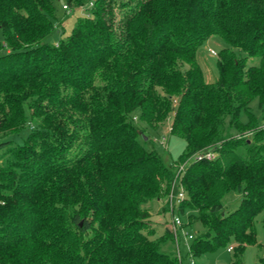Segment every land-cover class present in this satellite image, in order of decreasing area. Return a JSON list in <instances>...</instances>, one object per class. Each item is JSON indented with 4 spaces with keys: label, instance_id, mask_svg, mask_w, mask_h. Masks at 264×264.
<instances>
[{
    "label": "trees",
    "instance_id": "1",
    "mask_svg": "<svg viewBox=\"0 0 264 264\" xmlns=\"http://www.w3.org/2000/svg\"><path fill=\"white\" fill-rule=\"evenodd\" d=\"M58 2L87 16L51 44ZM212 35L227 47L207 80L197 49ZM253 99L264 119V0H0V264H180L168 229L151 237L146 204L203 150L217 154L179 178L177 214L204 228L190 254L232 247L243 264L264 212ZM134 113L153 130L171 117L185 142L175 165L144 145ZM31 121L21 143L2 140ZM229 191L241 198L225 212Z\"/></svg>",
    "mask_w": 264,
    "mask_h": 264
},
{
    "label": "rangeland",
    "instance_id": "2",
    "mask_svg": "<svg viewBox=\"0 0 264 264\" xmlns=\"http://www.w3.org/2000/svg\"><path fill=\"white\" fill-rule=\"evenodd\" d=\"M86 13L87 11L84 7H73L66 10L63 8V4L61 2H58L56 4V10L54 13L55 22L58 27V30L54 31L49 36L48 41L51 44H54L60 41L61 39H65L66 36L71 32V29L77 23L78 18L87 16ZM225 47H227V43L223 39H221L217 35H212L197 49V61L203 69L204 76L207 80H213L217 76V54L216 56L210 55V53L208 52V48L213 49L217 53L220 49ZM4 52H6V50ZM235 53L238 57L244 55V52L239 49H235ZM256 63H258V58H247L246 65ZM250 111L260 123L262 120V116L260 109L258 108V102L256 99H253L251 101ZM134 114L135 115L132 119L133 123H135L139 128L143 130V134L146 137V140H143L144 145L150 149H154L158 154H160L166 164L171 163L170 165H175L172 160L177 158V156L182 152L185 142L180 137L170 135L169 127L171 117L167 118V120L161 123L157 127V129L153 130L149 128L144 122H142L136 113ZM240 117L244 121L246 119V114L242 112ZM31 125H34L32 121L18 133L11 134L2 140L9 139L14 143H21L23 138L28 133L29 129H31ZM251 131L246 130L240 133L236 132L234 129H231L230 133H232L235 137L248 138L255 142V139H253L252 137L253 131ZM1 150L2 149H0V153ZM203 152L205 151L203 150L198 153ZM210 152L212 155L217 154L216 151L213 150H211ZM198 153L187 157L183 162L176 165V178L173 182L172 190H170V193L168 195L162 197L161 199H153L146 204V207L150 214V228L155 232V234L151 235L152 238L156 237L159 234H162L164 229H168L167 227L171 223L172 216L174 214L178 215L177 204L179 201H177V193L183 192L185 196V191L181 187L179 181L180 174L193 160H199L197 156ZM184 196L180 199L183 200ZM240 198L241 195L238 192H227L222 197V204L225 212H230L234 208H236L240 202ZM187 213H189L188 209L185 214L179 216L182 218L184 223L183 228H179L177 230L176 237L175 234L168 229L173 235L174 249L172 250V253L177 256L180 261V264H232V253L228 251L226 247L222 246L204 252L199 256H191L189 247L192 242V239H189L188 235H198L199 233L204 231V228H202V226L198 222L187 226ZM262 220H264V212L258 213L255 217L254 227L256 232L257 243L247 245L245 247L241 256L243 264H264V262L261 261V259H264V221ZM152 224H154L155 228H153ZM159 230L161 231L159 232Z\"/></svg>",
    "mask_w": 264,
    "mask_h": 264
},
{
    "label": "built area",
    "instance_id": "3",
    "mask_svg": "<svg viewBox=\"0 0 264 264\" xmlns=\"http://www.w3.org/2000/svg\"><path fill=\"white\" fill-rule=\"evenodd\" d=\"M63 8L64 9H68L67 6L65 4H63ZM208 52L210 53V55H213L215 56L217 53L211 49V48H208ZM260 127H264V119L261 120V123H260ZM198 158L201 159L202 157H205L206 159H212L214 158L215 155H212L210 151H205L203 153H198L197 154ZM184 196L183 192H178L177 193V201H180L181 199ZM183 223L184 221L182 220L181 217H179V215H173L172 216V220H171V223L170 225L167 227L171 232H173L175 234V237H176V233H177V230L179 228H183ZM187 234V233H186ZM194 237L193 234H189L188 235V238L189 239H192ZM232 247H228L227 250L230 251Z\"/></svg>",
    "mask_w": 264,
    "mask_h": 264
},
{
    "label": "crops",
    "instance_id": "4",
    "mask_svg": "<svg viewBox=\"0 0 264 264\" xmlns=\"http://www.w3.org/2000/svg\"><path fill=\"white\" fill-rule=\"evenodd\" d=\"M152 225H153V228H155V227H154V224H152ZM163 229H164V228H163ZM163 229H162V230H163ZM160 231H161V230H159V232H160Z\"/></svg>",
    "mask_w": 264,
    "mask_h": 264
},
{
    "label": "water",
    "instance_id": "5",
    "mask_svg": "<svg viewBox=\"0 0 264 264\" xmlns=\"http://www.w3.org/2000/svg\"><path fill=\"white\" fill-rule=\"evenodd\" d=\"M144 138H146V137L144 136Z\"/></svg>",
    "mask_w": 264,
    "mask_h": 264
}]
</instances>
